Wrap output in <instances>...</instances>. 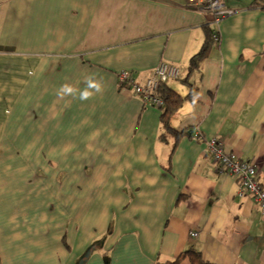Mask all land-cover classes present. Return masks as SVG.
<instances>
[{"label":"crops","instance_id":"0c3cea01","mask_svg":"<svg viewBox=\"0 0 264 264\" xmlns=\"http://www.w3.org/2000/svg\"><path fill=\"white\" fill-rule=\"evenodd\" d=\"M221 1L236 13L215 26L187 0H0V264H171L189 251L264 264V216L206 145L252 163L264 186V8ZM208 29L218 41L204 50ZM160 61L180 70L168 89L196 87L170 124L203 141L173 152L161 111L118 81L144 86Z\"/></svg>","mask_w":264,"mask_h":264},{"label":"built area","instance_id":"2783aa9c","mask_svg":"<svg viewBox=\"0 0 264 264\" xmlns=\"http://www.w3.org/2000/svg\"><path fill=\"white\" fill-rule=\"evenodd\" d=\"M187 1L192 6L208 12L212 17V24L215 26L236 13L235 10L227 8L221 0ZM213 40L218 41L215 34ZM179 76L180 70L177 67L160 61L144 86L136 85L127 73L119 74L118 81L121 84H128L143 104L158 108L163 105L162 99L157 94L159 87L171 80H177ZM195 140L203 141L199 134H195ZM206 145L208 154L220 165L221 170L236 179L239 197L249 195L264 216V186L257 181L255 166L250 162L239 160L233 154L227 153L222 143L216 139H210ZM197 235L196 232L190 234L191 237H197Z\"/></svg>","mask_w":264,"mask_h":264},{"label":"trees","instance_id":"16d2710c","mask_svg":"<svg viewBox=\"0 0 264 264\" xmlns=\"http://www.w3.org/2000/svg\"><path fill=\"white\" fill-rule=\"evenodd\" d=\"M253 4H261L264 8V4L260 2V0L254 1ZM214 31L208 29L205 31V41H204V50L205 48L213 42ZM198 53L197 55L193 56L189 61V73L193 72H200V67L203 59L206 56V52ZM192 87V86H191ZM196 89V87H195ZM195 89H190L189 94L186 97L181 96L180 94L170 90L167 88L166 83L162 84L158 89V96L162 99L163 105L158 107L161 111L160 115V125H161V133L158 139L163 142L166 140L168 136H171L174 140L173 150L177 146L179 140L184 136L189 138H193L195 140V134L192 131L187 129L182 131L175 130L171 124L170 120L171 117L179 110L186 99H192L196 93ZM196 141V140H195ZM200 142V141H197ZM189 257L191 264H205L201 260L200 253L189 251L182 253L178 258H176L172 263L178 264L181 258ZM171 263V264H172Z\"/></svg>","mask_w":264,"mask_h":264},{"label":"clouds","instance_id":"9594fccd","mask_svg":"<svg viewBox=\"0 0 264 264\" xmlns=\"http://www.w3.org/2000/svg\"><path fill=\"white\" fill-rule=\"evenodd\" d=\"M88 83H89V87H90V88H96L97 91H99L100 86H99L98 84L93 83L91 80H89ZM72 91H73V89H72L71 87L66 86V85L63 86V87L61 88V90H60L61 93H71ZM90 95H91L90 92H88V91H84V92L81 94V97H80V98H81V99H88Z\"/></svg>","mask_w":264,"mask_h":264},{"label":"rangeland","instance_id":"374dc122","mask_svg":"<svg viewBox=\"0 0 264 264\" xmlns=\"http://www.w3.org/2000/svg\"><path fill=\"white\" fill-rule=\"evenodd\" d=\"M165 84V83H164ZM219 141V140H218Z\"/></svg>","mask_w":264,"mask_h":264}]
</instances>
